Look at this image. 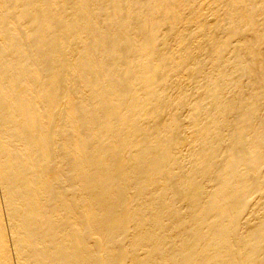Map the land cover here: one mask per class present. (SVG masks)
<instances>
[{"label":"bare ground","instance_id":"obj_1","mask_svg":"<svg viewBox=\"0 0 264 264\" xmlns=\"http://www.w3.org/2000/svg\"><path fill=\"white\" fill-rule=\"evenodd\" d=\"M0 264H264V0H0Z\"/></svg>","mask_w":264,"mask_h":264}]
</instances>
